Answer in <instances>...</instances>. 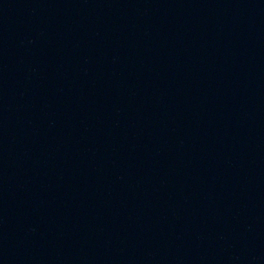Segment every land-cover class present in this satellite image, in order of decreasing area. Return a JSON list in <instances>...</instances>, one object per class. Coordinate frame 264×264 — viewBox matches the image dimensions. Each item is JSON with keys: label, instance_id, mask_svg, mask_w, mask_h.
Instances as JSON below:
<instances>
[{"label": "water", "instance_id": "water-1", "mask_svg": "<svg viewBox=\"0 0 264 264\" xmlns=\"http://www.w3.org/2000/svg\"><path fill=\"white\" fill-rule=\"evenodd\" d=\"M114 0H0V264H75Z\"/></svg>", "mask_w": 264, "mask_h": 264}]
</instances>
